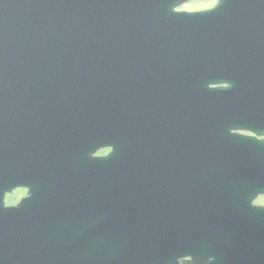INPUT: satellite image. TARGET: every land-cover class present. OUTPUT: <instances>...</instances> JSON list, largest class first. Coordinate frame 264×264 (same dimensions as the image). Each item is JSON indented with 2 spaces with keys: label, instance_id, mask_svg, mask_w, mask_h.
Here are the masks:
<instances>
[{
  "label": "water",
  "instance_id": "95a60500",
  "mask_svg": "<svg viewBox=\"0 0 264 264\" xmlns=\"http://www.w3.org/2000/svg\"><path fill=\"white\" fill-rule=\"evenodd\" d=\"M182 1L0 0V264H178L189 256L184 264H264V210L250 208L237 189L240 178V194L264 193V177L235 176V148L252 142L230 133L252 84L251 96L264 104V77L256 76L264 66L246 61L238 45L264 42V33L238 29L243 14L234 8L208 28L202 15L172 12ZM116 60L140 62L107 64ZM143 62L173 63L176 76L165 83L171 98L136 102L141 92L131 82ZM124 68L132 69L129 80L111 75ZM220 84L227 87L210 89ZM169 99L177 168L193 176L187 204L175 208V195L140 175L154 166L152 137L169 126ZM44 107L87 109L75 129L96 130L97 150L113 148L93 160V175L83 161L77 172L49 168L44 125L25 118L44 117L25 112ZM161 152L168 157V146ZM205 170L218 176L203 174L202 183ZM20 186L32 197L4 208V194ZM174 211L186 212L189 225L176 246ZM92 220L95 242L88 225L83 230Z\"/></svg>",
  "mask_w": 264,
  "mask_h": 264
},
{
  "label": "rangeland",
  "instance_id": "374dc122",
  "mask_svg": "<svg viewBox=\"0 0 264 264\" xmlns=\"http://www.w3.org/2000/svg\"><path fill=\"white\" fill-rule=\"evenodd\" d=\"M215 2V0H209V1H204V0H198V1H193L190 4H186L183 7H181V10H185V11H192V10H198V9H203V8H207L209 6H212V4ZM20 191L14 193V199H16V195L17 193H19ZM11 195V196H13ZM6 205H11L12 201L10 198L6 199Z\"/></svg>",
  "mask_w": 264,
  "mask_h": 264
},
{
  "label": "flooded vegetation",
  "instance_id": "af4514ba",
  "mask_svg": "<svg viewBox=\"0 0 264 264\" xmlns=\"http://www.w3.org/2000/svg\"><path fill=\"white\" fill-rule=\"evenodd\" d=\"M258 112H264V110H261V111H258ZM260 121V124L262 125V129H264V120L261 118V117H257L255 116L254 119H252V123L255 124L257 121ZM254 137H256L254 135ZM258 139H261V138H258ZM264 139V138H262ZM263 197H260L258 201H255L254 203L257 205L258 203L261 204V205H264V199H262Z\"/></svg>",
  "mask_w": 264,
  "mask_h": 264
}]
</instances>
